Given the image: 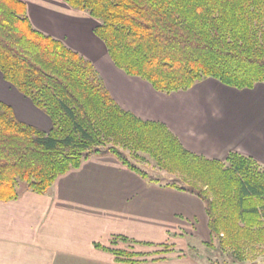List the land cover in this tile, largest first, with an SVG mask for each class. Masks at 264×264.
<instances>
[{
	"label": "trees",
	"instance_id": "trees-1",
	"mask_svg": "<svg viewBox=\"0 0 264 264\" xmlns=\"http://www.w3.org/2000/svg\"><path fill=\"white\" fill-rule=\"evenodd\" d=\"M63 1L98 21L94 34L117 68L158 92L188 91L207 79L237 90L264 83V0ZM0 73L52 122L44 132L0 103L1 201L22 189L45 194L93 156H115L160 183L138 166L149 157L175 176L166 185L204 202L207 245L218 239L221 252L239 261L264 255V166L237 152L225 161L190 152L164 123L123 109L92 62L32 26L21 0H0ZM112 252L127 263L146 256Z\"/></svg>",
	"mask_w": 264,
	"mask_h": 264
},
{
	"label": "crops",
	"instance_id": "crops-1",
	"mask_svg": "<svg viewBox=\"0 0 264 264\" xmlns=\"http://www.w3.org/2000/svg\"><path fill=\"white\" fill-rule=\"evenodd\" d=\"M21 1L35 29L93 63L123 109L164 123L190 152L220 161L237 152L264 166V83L237 90L207 79L188 91L158 92L114 65L87 13L63 0ZM0 103L19 121L51 130L50 118L1 73ZM210 237L198 196L144 179L112 155L85 160L45 194L22 189L17 199L0 200V264H204L198 246ZM118 249L146 256L120 262Z\"/></svg>",
	"mask_w": 264,
	"mask_h": 264
},
{
	"label": "rangeland",
	"instance_id": "rangeland-1",
	"mask_svg": "<svg viewBox=\"0 0 264 264\" xmlns=\"http://www.w3.org/2000/svg\"><path fill=\"white\" fill-rule=\"evenodd\" d=\"M138 166L142 168L145 172H147L150 178L154 180H159L161 183H173L175 180V176L169 174L168 172L162 171L159 169L155 163L147 157L146 161L138 162ZM208 243V242H207ZM207 243L200 244L198 247V251L202 256V262L204 264H252L254 261H258L260 264H264V255H257V256H247V259L244 261H239L237 257H235L230 252L223 253L220 250L218 239L213 241V245H207ZM168 250V249H167ZM165 252L159 251L156 252L157 255H161Z\"/></svg>",
	"mask_w": 264,
	"mask_h": 264
}]
</instances>
